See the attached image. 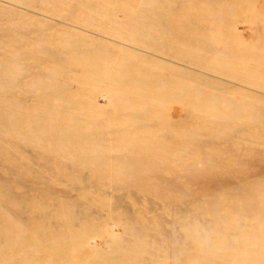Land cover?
<instances>
[{
  "label": "rangeland",
  "instance_id": "374dc122",
  "mask_svg": "<svg viewBox=\"0 0 264 264\" xmlns=\"http://www.w3.org/2000/svg\"><path fill=\"white\" fill-rule=\"evenodd\" d=\"M0 264H264V0H0Z\"/></svg>",
  "mask_w": 264,
  "mask_h": 264
},
{
  "label": "bare ground",
  "instance_id": "6f19581e",
  "mask_svg": "<svg viewBox=\"0 0 264 264\" xmlns=\"http://www.w3.org/2000/svg\"><path fill=\"white\" fill-rule=\"evenodd\" d=\"M8 202H9L10 205H13V204H14L13 201H8ZM41 222H43V220H41ZM16 237H18V234L14 233V234H11V235L9 236L8 239H9V241H10V240H11V241H13V240L15 241V240H16ZM19 238H20V236H19ZM19 238H18V239H19ZM10 243H11V242H10ZM46 244H47V242H46ZM48 245H49V244H48ZM46 247H47V246H46ZM41 250H43V251H40V252L43 254V258H44L45 255L47 256V254H48L47 251H48V250H46V249H45V251H44V249H41ZM45 252H46V253H45ZM48 252L50 253V251H48ZM13 255H14V253H13ZM57 261H58V259H53L52 262H54V263L56 262V263H57Z\"/></svg>",
  "mask_w": 264,
  "mask_h": 264
}]
</instances>
